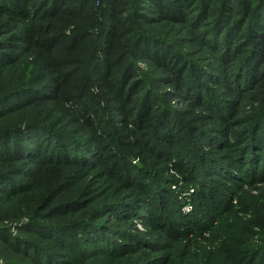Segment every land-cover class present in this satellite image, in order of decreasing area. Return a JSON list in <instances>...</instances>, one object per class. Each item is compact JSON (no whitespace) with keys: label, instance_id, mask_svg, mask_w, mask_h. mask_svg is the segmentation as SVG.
<instances>
[{"label":"rangeland","instance_id":"1","mask_svg":"<svg viewBox=\"0 0 264 264\" xmlns=\"http://www.w3.org/2000/svg\"><path fill=\"white\" fill-rule=\"evenodd\" d=\"M176 1L177 5L180 0ZM219 1L215 0L216 7ZM124 4L118 8L120 18L130 15ZM215 14L207 21H213ZM241 18L242 14L230 16L228 24L233 27L224 45L234 50L226 53L221 45L219 52L211 49V26L192 32L191 27L174 22L152 24V29L180 46L192 66L201 65L197 67L206 79L199 84L195 78H178L144 59L137 62L138 74L154 89V114L169 107L165 125L169 122L166 135L171 143L161 144L152 130L138 131L133 125L121 129L117 112L107 114L101 102L95 117L110 119L115 137L103 139L99 163L91 165L74 157L34 163L29 156L25 174H16L19 162L0 164V171L13 173L26 186L18 196L1 197L0 233L13 240L26 239L25 229L32 223L46 227L49 238L29 241H38L58 264H264V49L263 59L253 68L257 77L249 82L240 79L247 63L244 57L255 41L247 31H238ZM256 21L254 31L264 27V8ZM95 93L102 97L101 92ZM141 95L134 98L136 102ZM40 102L17 122H42L46 117L52 123L66 117L57 123L59 129L77 138L85 134L71 116L60 115L59 107L48 114L54 103L45 108L39 107ZM78 145L82 149L85 144L80 140ZM202 191L217 204L209 205ZM153 216H163L169 225L193 219L203 231L191 238L171 239L155 228ZM170 228L184 232L178 224ZM57 237L65 242L56 243ZM104 241L112 243L107 247ZM28 244L20 248H30ZM5 247L0 240V264H33L30 255L4 251ZM79 248L86 256L79 255L75 261L67 257L65 262L56 258Z\"/></svg>","mask_w":264,"mask_h":264},{"label":"trees","instance_id":"2","mask_svg":"<svg viewBox=\"0 0 264 264\" xmlns=\"http://www.w3.org/2000/svg\"><path fill=\"white\" fill-rule=\"evenodd\" d=\"M121 2L128 6L129 17H119ZM176 3V0H0V38L9 35L0 40V120H4L0 128V164L19 162L21 165L15 172L25 174L23 169L29 156L34 163L59 157L66 160L74 157L91 165L99 163L103 139L114 140L115 137L110 119L97 120L95 117L101 102H104L103 110L107 114L117 112L120 119L116 123L121 129L129 130L133 125L138 131L152 130L161 144H170L171 137L166 135L169 122L165 125L169 107H159V115L154 114L155 101H151L154 89L147 87L149 85H145L144 78L138 74L137 62L144 59L178 78H195V83L199 84L206 79L202 78L203 73L197 67L201 65L192 66L178 44L167 34L160 35L151 28L155 22L187 25L192 32L211 26L208 33L211 49L219 52L218 46L221 45L227 48L226 53L234 50L224 45L233 27L228 24L230 16L242 14L238 31H247L255 41L244 57L243 61L247 63L241 67L240 79L249 82L257 77L253 68L263 59L261 40L264 39V27L254 29L258 12L264 8V0H220L218 7L215 0H180ZM214 13V23L211 24L213 21L207 19ZM249 17L252 20L243 29ZM204 34L202 31L199 35L203 38ZM119 36L130 40L119 41ZM36 51L38 56H35ZM95 91L101 92L102 97ZM139 94H142L141 98L136 102L134 98ZM37 102L41 104L39 107L44 104L45 108V104L54 103L48 114L59 107L60 115L71 116L73 122L84 127L85 134L77 138L59 129L57 123L66 117L52 123L46 117L37 119L43 123L27 119L17 122L24 113L34 111ZM80 140L85 144L82 149L78 147ZM24 187L13 173L0 171V199L20 195ZM201 194L209 205L217 204V199L209 201L212 197L205 191ZM153 217L155 228L171 239L179 235L191 238L203 231L193 219L169 225L163 222V216ZM175 224L183 226L184 232L170 228ZM39 226L32 223L25 229L26 239L16 237L13 240L7 233H0V240L6 246L4 251L12 249L30 255L33 264H58L51 261L52 256L38 241H29L32 237L37 240L49 238L48 229ZM59 240L65 242L62 237H57L56 243ZM104 243L108 247L112 242ZM25 244L30 248L22 250L20 247ZM64 245L62 248L66 249ZM117 247L115 245L113 250ZM32 249L37 253L31 254ZM79 250L59 254L56 258L65 262L67 257L75 261L79 255L86 256ZM84 252L90 253V250ZM41 253L42 257H39Z\"/></svg>","mask_w":264,"mask_h":264}]
</instances>
